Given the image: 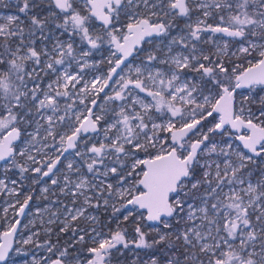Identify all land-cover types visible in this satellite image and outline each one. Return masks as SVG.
I'll list each match as a JSON object with an SVG mask.
<instances>
[{
    "label": "snow or ice",
    "instance_id": "obj_1",
    "mask_svg": "<svg viewBox=\"0 0 264 264\" xmlns=\"http://www.w3.org/2000/svg\"><path fill=\"white\" fill-rule=\"evenodd\" d=\"M182 18L187 31L172 35ZM28 19L26 33L18 15L0 17V161L23 175L26 157L52 185L64 160L79 173L64 175L73 207L32 264H122L126 251L131 264H264V95H253L264 91V0H48ZM49 23L68 40L37 47ZM104 45L107 71L86 79ZM31 199L9 207L23 215ZM90 208L110 210L115 227H80L100 224ZM19 223L0 235V264Z\"/></svg>",
    "mask_w": 264,
    "mask_h": 264
},
{
    "label": "rangeland",
    "instance_id": "obj_2",
    "mask_svg": "<svg viewBox=\"0 0 264 264\" xmlns=\"http://www.w3.org/2000/svg\"><path fill=\"white\" fill-rule=\"evenodd\" d=\"M44 3L48 2V0H33V3ZM18 6H22V0H0V17H6L8 15H18L20 17V20L23 21L22 26L25 27V31L27 33V26L30 24V20L28 19V16H31L36 13H40L41 17L44 15H47V12H43L42 6H39L38 8H32L31 12H29L28 16H25L23 13L18 12ZM197 15L199 13H193L191 17V22H194ZM4 22L3 20H0V23ZM186 18H182L179 21H177V27L172 30V35H177L181 29H183L184 32L187 31L186 28H184V25L186 23ZM209 22H212L209 20ZM61 29H56L55 25H49L45 29L44 35L51 37L49 40H41L40 39V33L37 31L36 36L32 37L36 40L37 47H52V43L54 42L56 37H59L60 40L66 41L68 40L67 34H61ZM206 38V37H205ZM76 40V44L79 45L81 49L86 50V45L80 44V41L74 37ZM215 39V38H214ZM200 47H203L205 49H213V46L211 44H200ZM107 45L103 46V50L101 52H93V55L90 59V63H96L97 67L93 69H87L86 70V79H92L93 75H101L102 73L107 71V64L104 63V59L108 56L107 51ZM145 47H148V45H145ZM72 71L77 70L75 68V65H73V68L70 69ZM54 76H45L43 77L44 83L47 84V82L50 81V79H54ZM243 91L244 93H247L248 90H238V92ZM256 98H258L260 95H264V91L260 89L258 86L255 93L253 94ZM103 94H101V97ZM98 103H102L101 101H98ZM253 111H255L259 104H253L251 105ZM32 129H29L31 131ZM230 132H233L230 129ZM234 133V132H233ZM218 139V138H217ZM227 140H231L232 136L225 137ZM238 143V141L236 142ZM17 146L20 145V141L15 143ZM74 152V151H72ZM71 152V153H72ZM33 155H36L33 153ZM68 159L74 160V168L75 167H81L83 174L86 175L90 180L92 179V174L87 173L86 166H83V161L80 159V157H75L74 155H66ZM37 161H40V156H37ZM17 162L21 164H26L28 166L29 171L21 175L18 168L15 167H9L6 170L5 162L0 164V180H3L4 183L7 185L6 188H0V235L4 231H6L9 227V225L15 223V221L18 219V209L19 205H16L15 208L9 207V205H15L16 200L20 199L21 202L23 201L24 197L27 195H31L32 199L29 201V205L27 208V212L25 214V217L23 219L22 225L20 227L14 250L10 256V264H25V261H27V264H32V259L35 256L37 260L43 259V257H46L49 255L46 251L43 245L45 242L51 237L52 241L55 242L56 240V234L59 231L60 222L64 219V208L67 207H73L72 205V197L66 193L60 192V187L64 183V175H69L70 179L75 181L78 179L79 173L72 172L68 173L66 169L67 160L63 161V164L59 166V171L57 172V175L55 178L59 179L60 184L58 185H52L51 181L48 177L42 178V176L38 173H35L32 171V168L40 166L39 163L33 164L31 161H27L26 157L21 158L17 156ZM16 181L15 184L12 183V181ZM47 187L49 191L45 193L43 189ZM10 189H15V192L9 191ZM19 193V195H17ZM47 197V198H45ZM8 209L7 212H5V209ZM59 210V220H56L55 223L50 224L49 220L56 218L53 217L52 213L57 212ZM88 212L92 215H96L99 217L100 224L99 225H91L90 223L88 225L85 224L84 221L80 222V227H101L103 225H107L108 227H115V223H108V218L110 216V210L109 212H105L103 208L94 209L90 208L88 209ZM51 228L53 231L51 234H49L46 229ZM107 230V229H105ZM147 230V229H145ZM154 235V233H153ZM29 236L32 237L33 243L31 244H23V240L27 239ZM64 237L62 236V239ZM1 242V239H0ZM39 245V246H38ZM21 249L20 253H17L15 249ZM140 252L148 251V250H137ZM26 253V255L24 254ZM132 255L131 252H128ZM147 258V257H146ZM145 258V259H146ZM135 259L133 256L132 260Z\"/></svg>",
    "mask_w": 264,
    "mask_h": 264
},
{
    "label": "trees",
    "instance_id": "obj_3",
    "mask_svg": "<svg viewBox=\"0 0 264 264\" xmlns=\"http://www.w3.org/2000/svg\"><path fill=\"white\" fill-rule=\"evenodd\" d=\"M39 6H42V10L43 12H47L48 11V2H44V3H39L37 2L36 3ZM36 7V8H38ZM49 25H52L51 23H49ZM76 38L79 40V37L76 36ZM131 231V229H129ZM149 239H151V236L149 237ZM150 251V250H148ZM145 252V251H144ZM144 252H141V254L143 255ZM125 260L122 262V264H131V261H132V258H133V255L129 254L127 251L125 253ZM146 258V257H145Z\"/></svg>",
    "mask_w": 264,
    "mask_h": 264
},
{
    "label": "water",
    "instance_id": "obj_4",
    "mask_svg": "<svg viewBox=\"0 0 264 264\" xmlns=\"http://www.w3.org/2000/svg\"><path fill=\"white\" fill-rule=\"evenodd\" d=\"M9 1H13V0H9ZM232 131L234 132V130H232ZM17 142H18V141H17ZM17 142H15V143H17ZM72 151H74V150H69V153H71ZM69 153H65V156L68 155ZM62 159H63V158H62ZM2 163H4V162H3V161H0V164H2ZM58 167H59V166H58ZM42 178H46V177H42ZM141 211H143V210H141ZM26 212H27V208H26V210H25V214H26ZM25 214H23V215H19V214H18V219H17V220H19L20 223L16 225L17 233H16V235L13 237V250H14L15 242H16V239H17V236H18V233H19L20 227H21V225H22L23 219H24V217H25ZM2 242H3V241H2V239H1V242H0V243H2ZM12 252H13V251H12ZM12 252H10V256H11Z\"/></svg>",
    "mask_w": 264,
    "mask_h": 264
},
{
    "label": "flooded vegetation",
    "instance_id": "obj_5",
    "mask_svg": "<svg viewBox=\"0 0 264 264\" xmlns=\"http://www.w3.org/2000/svg\"><path fill=\"white\" fill-rule=\"evenodd\" d=\"M63 160V159H62ZM125 260V258H122V262Z\"/></svg>",
    "mask_w": 264,
    "mask_h": 264
}]
</instances>
